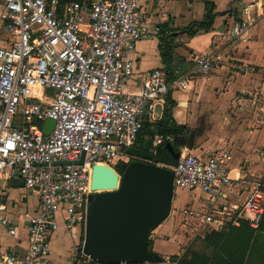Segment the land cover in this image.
Masks as SVG:
<instances>
[{
	"label": "built area",
	"instance_id": "obj_1",
	"mask_svg": "<svg viewBox=\"0 0 264 264\" xmlns=\"http://www.w3.org/2000/svg\"><path fill=\"white\" fill-rule=\"evenodd\" d=\"M1 8L0 180L21 179L36 195L37 207L27 218L24 252L18 256L0 246V264H49L50 240L60 226L83 231L89 197L100 192L91 189L92 166L127 165L133 158L126 149L144 120L170 92L205 77L217 56L194 55L190 68L172 78L164 68H153L128 92L136 44L159 32L149 27L137 0H1ZM252 9L254 3L245 5L230 26L231 40L246 41L256 19L248 17ZM47 119L54 125L44 135ZM171 140L157 134L152 145ZM82 154V163L75 164ZM230 159L225 150L193 154L184 148L173 165H163L173 173V191L195 192L201 201L178 211L190 240L242 221L258 228L264 173L232 178ZM0 226L15 234L5 217ZM75 249L89 263L82 242ZM180 258L161 264H178Z\"/></svg>",
	"mask_w": 264,
	"mask_h": 264
},
{
	"label": "crops",
	"instance_id": "obj_2",
	"mask_svg": "<svg viewBox=\"0 0 264 264\" xmlns=\"http://www.w3.org/2000/svg\"><path fill=\"white\" fill-rule=\"evenodd\" d=\"M209 1L214 5L211 28L190 36L180 30L203 18L202 0H137L151 29L167 24L174 34V51L184 58L182 71L190 68L194 55L214 53L217 56L215 66L205 77L194 79L184 91L170 92L166 101L156 106L152 118L143 123L154 124L168 109L169 125L181 129L173 137V141L180 145L179 150L185 148L193 154L225 150L231 155L229 169L232 178L259 176L264 173V0ZM249 3H254L256 9H252L248 17L255 16L256 19L247 32L246 41L231 40L230 26ZM1 9L0 0V12ZM2 31L0 20V40ZM157 46L158 34L153 38H143L136 44L132 55L133 77L126 87L128 92L137 90L145 73L153 68H164ZM244 65L251 70H241ZM11 189L20 191L10 197ZM0 203L5 207L0 218L5 217L9 227L15 229L11 236L0 226V246L21 256L27 247V218L36 210L37 197L24 187L13 188L10 181L1 179ZM172 203L173 197L170 207ZM181 208L170 209L167 218L155 229L156 234L150 235L151 251L161 258L177 257L180 252L182 256L188 248L185 247L184 229L179 223L178 211ZM82 232L79 227L65 230L60 226L50 240L49 264H61L52 254L53 244L60 235L73 234L78 243ZM174 239L179 248L168 257L164 256L161 252L164 242ZM257 242L264 248V235L259 236Z\"/></svg>",
	"mask_w": 264,
	"mask_h": 264
},
{
	"label": "water",
	"instance_id": "obj_3",
	"mask_svg": "<svg viewBox=\"0 0 264 264\" xmlns=\"http://www.w3.org/2000/svg\"><path fill=\"white\" fill-rule=\"evenodd\" d=\"M53 125L45 120L43 134L48 135ZM126 153L135 161L123 165L121 175L106 165L92 166L91 189L100 192L89 197L83 228L82 253L90 264L161 262L159 255L149 251L148 242L169 214L173 173L155 164L151 152L130 146ZM82 161L83 154L75 164ZM11 186L23 187V181L12 180Z\"/></svg>",
	"mask_w": 264,
	"mask_h": 264
},
{
	"label": "trees",
	"instance_id": "obj_4",
	"mask_svg": "<svg viewBox=\"0 0 264 264\" xmlns=\"http://www.w3.org/2000/svg\"><path fill=\"white\" fill-rule=\"evenodd\" d=\"M202 2L205 11L203 18L199 21L190 22L180 32L193 36L200 31H208L211 28L214 19V5L209 0H202ZM167 26V24L159 26L157 48L163 67L167 71L168 77L172 78L182 71L184 58L175 53V36ZM169 122L170 113L168 109H165L159 121L154 124L143 123L134 142L136 148L153 153L155 163L173 165L178 157L180 145L173 141V137L177 136L181 129L169 125ZM155 134L168 135L172 140L153 147L152 140ZM145 136L148 138L144 139ZM116 169L114 170L118 174L122 172L120 166H117ZM262 235H264V212L257 229L250 228L246 222L242 221L238 227H228L208 233L202 239L205 250L197 252L187 249L178 264H264V248L257 242L258 237ZM148 249L151 251L150 240ZM76 252V258L82 260L80 264H90L85 261L80 249H76ZM175 258V256H171L168 259L172 261ZM163 260L161 258V262ZM72 264L77 263L72 261Z\"/></svg>",
	"mask_w": 264,
	"mask_h": 264
},
{
	"label": "rangeland",
	"instance_id": "obj_5",
	"mask_svg": "<svg viewBox=\"0 0 264 264\" xmlns=\"http://www.w3.org/2000/svg\"><path fill=\"white\" fill-rule=\"evenodd\" d=\"M53 93H54V91L52 89H46L45 90V94H48L50 96ZM160 165H162V164H160ZM116 168L117 167H115L114 169L117 170ZM121 173L122 172H119V175H121ZM17 190H19V189H17ZM17 190L16 189H11V192L9 193V196L10 197L15 196ZM195 194L196 193L192 192V191L175 189L173 191V203H172L173 206L170 207V209H179V208H181L182 206H185L188 203H191V205L193 207H194V205H196V206L199 205V203L201 201H199V199L196 198L197 194L196 195ZM155 234H156V230H153L150 233L151 236L155 235ZM185 236H186V241H187L186 242V248L188 247L187 249H190L192 251H197V252L205 250V248H204L205 245L202 242V238H193L192 240H190L189 236L187 234H185ZM81 237H82V240H83V232L81 234ZM81 237H80V240L78 242L79 245H81V242H82ZM176 241L177 240L174 239V240H169V242H164L165 244H163V246L161 248V252L163 253L164 256L168 257L171 253H174V252L177 251V249L179 247H177L178 244H177ZM76 244H77L76 236H74L73 234L67 233V234L60 235L55 240V242L53 244L52 254L58 261L61 262V264H72L71 261H75L77 264H80V262L82 260L80 258H76V255H77V252H76V249H75ZM181 253L182 252H180L179 255H181ZM50 255H51V253H50Z\"/></svg>",
	"mask_w": 264,
	"mask_h": 264
},
{
	"label": "flooded vegetation",
	"instance_id": "obj_6",
	"mask_svg": "<svg viewBox=\"0 0 264 264\" xmlns=\"http://www.w3.org/2000/svg\"><path fill=\"white\" fill-rule=\"evenodd\" d=\"M134 146V145H133ZM135 161V159H131L130 162Z\"/></svg>",
	"mask_w": 264,
	"mask_h": 264
}]
</instances>
